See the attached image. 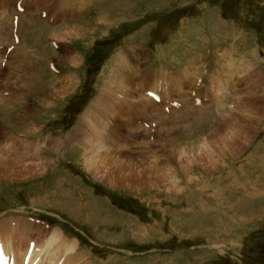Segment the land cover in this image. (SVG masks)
I'll return each mask as SVG.
<instances>
[{
  "label": "rangeland",
  "instance_id": "1",
  "mask_svg": "<svg viewBox=\"0 0 264 264\" xmlns=\"http://www.w3.org/2000/svg\"><path fill=\"white\" fill-rule=\"evenodd\" d=\"M12 3L0 0V62L12 38ZM39 4L29 0V11ZM74 5L82 11L46 28L26 8L22 41L7 54L1 86L17 90L13 103L6 91L2 95L10 110L0 112V125L28 138L51 134L64 139L65 147L46 146L41 155L36 145L30 158L19 153L22 165L44 159L46 168L0 176V218L24 216L60 228L77 240L74 264H264V0ZM78 25L80 35H64ZM13 52L19 55L7 60ZM121 54H130L126 63L133 73L115 82ZM50 63L61 74L49 71ZM138 69L164 76L150 72L138 78ZM195 77L200 84L193 98L184 91ZM154 83L187 111L166 115L170 109L146 102L154 101L144 94ZM131 101L144 106L136 113L138 126L148 124L141 116H149L146 134L112 119ZM101 109L102 122L91 115ZM133 113L130 108V118ZM5 135L0 130V151H12L11 141L18 138L3 143ZM100 136L111 145L100 151L103 164L111 166L109 176L84 161L89 141ZM120 148L123 155L110 157L111 149Z\"/></svg>",
  "mask_w": 264,
  "mask_h": 264
},
{
  "label": "bare ground",
  "instance_id": "2",
  "mask_svg": "<svg viewBox=\"0 0 264 264\" xmlns=\"http://www.w3.org/2000/svg\"><path fill=\"white\" fill-rule=\"evenodd\" d=\"M107 14H108V12H106V15ZM109 14H111V13H109ZM99 15H100V13H99ZM102 19H105V20L108 19L109 20V17L107 16V19L104 16L100 17V20H102ZM113 19H115V18H113ZM103 25H105V23ZM81 27H83V26L78 25V27H75L73 30L67 31V32H65V34L64 33L63 34L64 35H66V34L67 35H70V34L71 35L72 34L80 35L81 31L83 30V28H81ZM58 37H60V34ZM130 51H131V53H133V49H130ZM130 58H131L130 54L124 55L123 58H122V54L120 55V61H122V62L118 63L119 66L117 67V69L114 73L116 75V77L114 75L115 82H116V78L117 77L120 78V76L122 78H124L125 75L127 78L132 77L131 74L133 72L131 70V67L128 66V62L126 63V60L130 59ZM190 62H193V61L191 60ZM17 66L19 67V65H17ZM124 67H127V68H124ZM0 70H1L0 75H3V73L6 70V65L4 66L3 69L0 68ZM36 71H37V69L34 70L33 73L31 74V76L33 78H34V76H36L35 75ZM163 76L164 75H162L160 78H162ZM1 84H0V87H1ZM173 84L175 86H177L178 89L180 88L179 87L180 85H178L177 82H173ZM216 85L220 86V80L218 78H217V84ZM149 86H150V88L147 87L144 92L152 91L153 93H155V91L156 92L159 91V89L156 87L155 83L151 84ZM129 95H130V93H129ZM146 96H148V95H146ZM6 98L2 97V95L0 96V112L5 113V112H8V110H10V109H8V103L6 102V100H7ZM248 99H247V103H251L250 101H248ZM146 102H148L150 104H154L153 100L149 97H146ZM247 103H245V104H247ZM96 106L99 108L101 106L104 107L103 105H101L100 102H97ZM250 106H251V104H250ZM143 107H144L143 105H138L132 101L127 102L125 107L122 110L113 113L112 119H115V121L120 126H125L126 130L133 129L135 127V130L137 132L146 134V130L144 128L145 126H143V127L138 126V125H141V123L139 121L136 122L137 120H141V118L136 116L134 118V120H132L130 118V115H129V109L130 108L133 109L134 113H137V112H140L141 110H143ZM100 113H104L102 109L99 111H92L91 115L94 116L96 120L102 122V120H99ZM84 117H87V115H85ZM85 121H88V120L85 119ZM133 125H134V127H133ZM79 130L83 131L84 129L79 128ZM128 136H130L132 138L131 133H128ZM93 139L94 140L89 141L88 147L85 150V151H87L84 155L85 164L87 167H92V169L98 173H100V171L102 169H105L106 174H108V176H109V173L112 172V171H108L111 166L103 164V163H105V161L101 159L102 157H100V151H106L103 147L104 146L109 147L111 145H109L108 143H105L103 141L105 139L103 136L94 137ZM117 141H120V139H118ZM12 142L17 143L16 140L11 141V143ZM204 145H205V143H203V146ZM11 147H12V151H0V176H1V178L7 177V176L13 177V176H17V175H20V176L32 175V174L34 175V174H39L38 172L45 170L46 163L43 162L44 159L40 160V162L39 161L38 162L33 161V163L31 165H28V166L22 165L20 162L22 159L21 158L19 159V155H21V154H19L18 150H15L13 148L14 147L13 143H12ZM106 149H108V148H106ZM110 151L115 152L114 156L113 155L110 156L112 158L118 157V156L124 154L122 152V151H124L122 148H120L119 150L118 149L117 150L111 149ZM117 151H118V153H117ZM98 162H99V165H98ZM118 165L119 164H115V166H118ZM107 167H109V168H107ZM79 206H81V205H79ZM78 210L79 209H77V211ZM72 212L76 213V209H73ZM78 213H82V212L79 211ZM35 236H40V237L36 238V241L33 243L32 249L30 251H28L29 240ZM0 237L2 239L1 247H2L3 253L10 255L15 264H61L62 260L64 258H65L66 264H74L73 263L74 255L72 254V251L75 248V244H76L75 240H69L68 238H65L64 235L62 234V232L57 228H53V229L51 228V229L47 230L46 228H44L42 225H40L39 223H37L35 221L31 222L29 220H26L25 222H22L20 219H18L17 221H15V220L8 221L6 219H4V220L1 219L0 220Z\"/></svg>",
  "mask_w": 264,
  "mask_h": 264
},
{
  "label": "snow or ice",
  "instance_id": "3",
  "mask_svg": "<svg viewBox=\"0 0 264 264\" xmlns=\"http://www.w3.org/2000/svg\"><path fill=\"white\" fill-rule=\"evenodd\" d=\"M197 103H199V101H197Z\"/></svg>",
  "mask_w": 264,
  "mask_h": 264
}]
</instances>
